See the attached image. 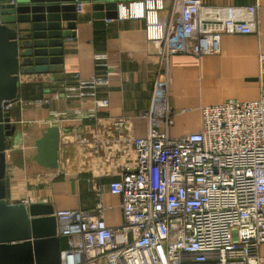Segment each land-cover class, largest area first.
Returning <instances> with one entry per match:
<instances>
[{
	"label": "built area",
	"instance_id": "2783aa9c",
	"mask_svg": "<svg viewBox=\"0 0 264 264\" xmlns=\"http://www.w3.org/2000/svg\"><path fill=\"white\" fill-rule=\"evenodd\" d=\"M172 2L171 8L168 0L119 3L116 20L145 21L148 40L161 45L163 72L142 113L148 133L132 138L136 168L109 184V191L122 197V224H107L102 185L95 187L93 211H55L59 235L69 238L62 264H264V53L257 99L204 105L200 130L179 136L171 133L181 111L170 103L167 71L171 55L214 54L224 35L259 34V7ZM84 5L77 1V14ZM93 59L94 74L89 79L76 74L66 92L94 108L54 111V122L96 118L97 109L109 105L100 96L110 81L109 55L95 51ZM130 124L125 117L114 122L118 130Z\"/></svg>",
	"mask_w": 264,
	"mask_h": 264
},
{
	"label": "crops",
	"instance_id": "0c3cea01",
	"mask_svg": "<svg viewBox=\"0 0 264 264\" xmlns=\"http://www.w3.org/2000/svg\"><path fill=\"white\" fill-rule=\"evenodd\" d=\"M12 0H0L1 5ZM77 14L76 36L65 40L63 68L54 73L20 77L18 98L11 104L12 121L22 133L15 152L7 151L6 199L9 203H43L54 211H93L96 185L103 187L104 217L108 225L123 222L122 197L109 184L136 168L133 137H145L148 121L142 116L151 101L155 81L163 72L161 45L150 41L143 20L97 19L88 0ZM212 6L257 5L260 33L224 35L218 53L196 57H169L170 103L181 111L171 129L174 136L201 128L200 108L230 99L251 101L259 97L260 53H264V0H201ZM172 0H168L169 8ZM165 14V13H164ZM109 55V85L100 90L109 105L97 109L96 118L67 117L54 122L52 112L74 114L93 104L66 92L76 74L89 79L95 71L93 53ZM36 101H42L38 105ZM130 119V127L116 129L117 118ZM58 126V165L38 162L36 143L51 126ZM264 257V244L260 248ZM100 264H105L103 261Z\"/></svg>",
	"mask_w": 264,
	"mask_h": 264
},
{
	"label": "water",
	"instance_id": "95a60500",
	"mask_svg": "<svg viewBox=\"0 0 264 264\" xmlns=\"http://www.w3.org/2000/svg\"><path fill=\"white\" fill-rule=\"evenodd\" d=\"M77 1L12 0L0 8V264H62L69 249L51 205L6 199L7 151L18 149L22 133L5 109L18 98L21 76L63 68L65 40L76 36ZM124 1L132 0L88 3L95 18L114 20ZM58 141V126L51 125L36 143L41 165L57 167Z\"/></svg>",
	"mask_w": 264,
	"mask_h": 264
}]
</instances>
